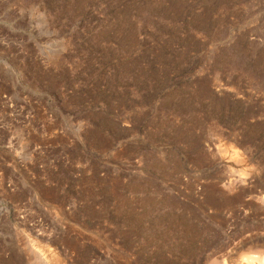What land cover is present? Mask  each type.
<instances>
[{
	"label": "rangeland",
	"instance_id": "374dc122",
	"mask_svg": "<svg viewBox=\"0 0 264 264\" xmlns=\"http://www.w3.org/2000/svg\"><path fill=\"white\" fill-rule=\"evenodd\" d=\"M263 201L264 0H0V264L259 260Z\"/></svg>",
	"mask_w": 264,
	"mask_h": 264
},
{
	"label": "bare ground",
	"instance_id": "6f19581e",
	"mask_svg": "<svg viewBox=\"0 0 264 264\" xmlns=\"http://www.w3.org/2000/svg\"><path fill=\"white\" fill-rule=\"evenodd\" d=\"M240 158V157H239ZM240 160V159H239ZM241 161H242V159H241ZM246 174V173H245ZM250 175V174H249ZM238 179V178H237ZM245 179H246V177H245ZM247 180V179H246ZM245 180V181H246ZM232 182V181H231ZM250 183V182H249ZM228 184V183H227ZM231 184V183H230ZM233 184V183H232ZM231 187V186H230ZM264 202V201H263ZM216 236V235H215ZM239 238V237H238ZM235 239V238H234ZM224 240V239H223ZM219 244V243H218ZM224 251V250H223ZM226 256V255H225ZM222 257V256H221ZM218 260H220V259H218ZM216 261V260H215ZM227 261V260H226ZM219 262V261H218ZM224 262V261H223ZM213 263V262H212ZM220 263H222V262H220ZM225 263V262H224ZM223 263V264H224ZM216 264H219V263H217L216 262ZM240 264H264V257L262 256V257H260V259L258 260V259H256L255 257H249V256H244V257H242L241 258V260H240Z\"/></svg>",
	"mask_w": 264,
	"mask_h": 264
}]
</instances>
